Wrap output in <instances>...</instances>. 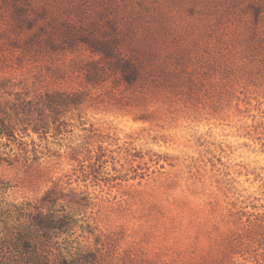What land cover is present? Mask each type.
Listing matches in <instances>:
<instances>
[{"label":"rangeland","instance_id":"1","mask_svg":"<svg viewBox=\"0 0 264 264\" xmlns=\"http://www.w3.org/2000/svg\"><path fill=\"white\" fill-rule=\"evenodd\" d=\"M0 127V262L264 264V0H0Z\"/></svg>","mask_w":264,"mask_h":264},{"label":"trees","instance_id":"2","mask_svg":"<svg viewBox=\"0 0 264 264\" xmlns=\"http://www.w3.org/2000/svg\"><path fill=\"white\" fill-rule=\"evenodd\" d=\"M5 134H7L5 128L0 127V137H3ZM51 223L52 222L49 218L36 220L37 228L43 231L49 228L51 226ZM16 248H20V247H16ZM15 252H18L19 255L18 256L6 255L5 257H3V261L0 262V264H49L50 263L49 258H47L46 260L45 258L43 259L41 256L27 258V256L22 255L23 253L22 254L19 253V251H15ZM59 264H72V263L66 260L65 258H63L62 256L61 260L59 261Z\"/></svg>","mask_w":264,"mask_h":264}]
</instances>
